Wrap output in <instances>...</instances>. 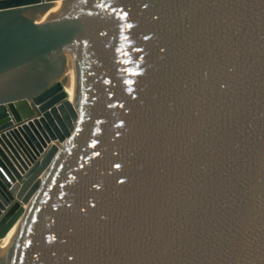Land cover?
Returning a JSON list of instances; mask_svg holds the SVG:
<instances>
[{
  "label": "water",
  "instance_id": "1",
  "mask_svg": "<svg viewBox=\"0 0 264 264\" xmlns=\"http://www.w3.org/2000/svg\"><path fill=\"white\" fill-rule=\"evenodd\" d=\"M0 264H264V0H0Z\"/></svg>",
  "mask_w": 264,
  "mask_h": 264
},
{
  "label": "bare ground",
  "instance_id": "2",
  "mask_svg": "<svg viewBox=\"0 0 264 264\" xmlns=\"http://www.w3.org/2000/svg\"><path fill=\"white\" fill-rule=\"evenodd\" d=\"M67 83L64 85L63 89L65 90V92L67 93V98L69 101H74L75 97H76V77H69L67 78ZM75 89V90H74ZM20 221L17 220V222L8 230V232L5 234L4 237H6L8 235V233L14 228V226Z\"/></svg>",
  "mask_w": 264,
  "mask_h": 264
},
{
  "label": "rangeland",
  "instance_id": "3",
  "mask_svg": "<svg viewBox=\"0 0 264 264\" xmlns=\"http://www.w3.org/2000/svg\"><path fill=\"white\" fill-rule=\"evenodd\" d=\"M75 90V89H74Z\"/></svg>",
  "mask_w": 264,
  "mask_h": 264
}]
</instances>
